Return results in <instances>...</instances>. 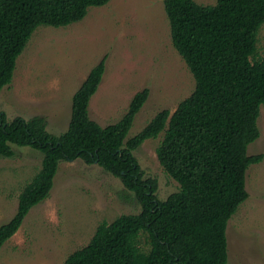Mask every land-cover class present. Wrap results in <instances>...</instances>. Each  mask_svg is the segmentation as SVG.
Returning a JSON list of instances; mask_svg holds the SVG:
<instances>
[{
  "label": "trees",
  "instance_id": "trees-1",
  "mask_svg": "<svg viewBox=\"0 0 264 264\" xmlns=\"http://www.w3.org/2000/svg\"><path fill=\"white\" fill-rule=\"evenodd\" d=\"M110 0H0V91L13 78L16 61L40 26L65 27L88 9ZM171 43L194 80V90L170 114L158 112L125 141L145 103L144 88L115 124L90 119L88 105L105 71L103 57L72 96L65 132L56 136L41 117L7 121L0 112V157L11 145L42 154L41 168L18 195L16 213L0 226V250L34 206L53 187L59 163L82 160L118 178L140 206L136 215L101 222L88 244L62 264H226L228 221L247 198L246 175L261 153L248 155L260 136L264 106V58L254 60L264 25V0H164ZM252 59V60H251ZM163 132L156 157L179 190L164 201L153 179H145L133 156Z\"/></svg>",
  "mask_w": 264,
  "mask_h": 264
},
{
  "label": "rangeland",
  "instance_id": "rangeland-1",
  "mask_svg": "<svg viewBox=\"0 0 264 264\" xmlns=\"http://www.w3.org/2000/svg\"><path fill=\"white\" fill-rule=\"evenodd\" d=\"M194 1L203 6L216 3ZM103 57L105 71L88 105L91 120L100 126L117 123L133 96L148 90L125 141L158 112L172 114L194 90L193 77L172 46L164 0H110L89 8L79 22L35 30L16 61L11 83L0 91V112L8 122L41 117L48 133L62 134L70 120L73 94ZM261 58L264 25L254 60ZM257 125L260 136L248 146L247 154L261 153L263 160L248 168V198L228 221L226 264H264V106ZM162 136L163 132L146 140L133 152L143 177L155 180L159 201L179 190L156 157ZM11 148V158L0 157V226L16 213L18 195L42 161V154L30 147ZM139 212L133 194L118 178L80 159L61 161L49 196L30 209L18 231L4 243L0 264H62L88 244L101 222Z\"/></svg>",
  "mask_w": 264,
  "mask_h": 264
}]
</instances>
